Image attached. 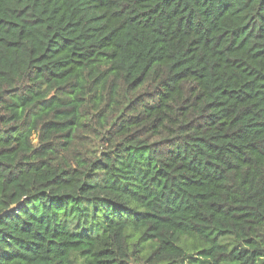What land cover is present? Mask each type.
Returning a JSON list of instances; mask_svg holds the SVG:
<instances>
[{"label": "trees", "instance_id": "16d2710c", "mask_svg": "<svg viewBox=\"0 0 264 264\" xmlns=\"http://www.w3.org/2000/svg\"><path fill=\"white\" fill-rule=\"evenodd\" d=\"M0 264H264V0H0Z\"/></svg>", "mask_w": 264, "mask_h": 264}]
</instances>
